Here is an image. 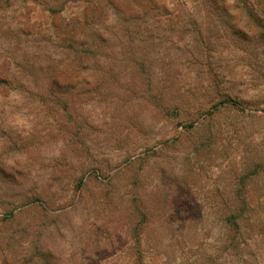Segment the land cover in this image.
Listing matches in <instances>:
<instances>
[{
	"label": "rangeland",
	"instance_id": "1",
	"mask_svg": "<svg viewBox=\"0 0 264 264\" xmlns=\"http://www.w3.org/2000/svg\"><path fill=\"white\" fill-rule=\"evenodd\" d=\"M82 10L0 0V64L18 78L0 93V264L32 242L52 264H264V27L237 40L192 14L204 49L161 10L131 39L109 18L105 41L89 28L97 55L77 78L66 46L84 35L54 22ZM223 94L242 107H213ZM243 190L256 209L232 240L223 207Z\"/></svg>",
	"mask_w": 264,
	"mask_h": 264
},
{
	"label": "trees",
	"instance_id": "2",
	"mask_svg": "<svg viewBox=\"0 0 264 264\" xmlns=\"http://www.w3.org/2000/svg\"><path fill=\"white\" fill-rule=\"evenodd\" d=\"M83 3V10L79 16L72 17H60L56 20L55 28L58 34L70 39L75 38L77 35H84V39L80 44L74 45L69 42L66 46L67 56L65 61L67 65L64 72L71 71V77H79L86 71L90 70L89 60L94 59L97 55L93 49L94 43L90 39L91 27H94L96 32V38L99 42L105 41L107 34L111 32L113 26H109L107 21L109 18L116 19L117 17H123V31L127 39L132 38V33L128 27L131 24L146 23L147 20L159 15V11L166 13L168 21L172 25V28L176 30L179 37L184 40L187 35L196 33L199 40L198 44H203L205 41L201 40L202 35L199 30L195 28L198 25V19L192 14L200 15L199 13H205L216 19L219 25H227L229 28V36L237 40H245L248 33L255 34L257 27H264V0H79ZM192 9H194L192 11ZM50 11L53 16L57 15V8L50 7ZM193 16V15H192ZM145 19V22L143 21ZM120 20V19H117ZM115 20V21H117ZM57 22V23H56ZM119 22V21H118ZM126 23H128L126 25ZM106 24V25H105ZM108 25V26H107ZM140 25V24H139ZM194 26V27H193ZM139 29V28H138ZM255 30V31H254ZM257 34V33H256ZM152 38V36L150 35ZM205 49V46H203ZM203 49V48H202ZM203 50L198 52L197 55L190 52V63L202 65V59L204 57ZM69 64V65H68ZM58 70V77L56 79L57 86L63 85L60 79L61 75L65 73ZM68 74V72L66 73ZM66 76V75H65ZM64 76L63 80L66 79ZM213 76V74H212ZM18 78L10 72L8 63L3 62L0 64V93H11L16 89ZM103 82L97 80L94 82L93 87L99 88ZM65 85V84H64ZM88 85V84H87ZM222 95V94H221ZM218 105H231L233 107H242L241 103L236 99L226 94H223L222 98L213 106ZM194 124H190L184 128L190 129ZM83 180H80V184ZM237 198H241L240 203H230L223 207L224 212L229 214L227 220L228 224L235 229V235L232 240H236L237 236H244L243 225L237 220L244 217L245 213L250 209H256L247 201L246 191L243 190L238 194L235 193ZM37 201V200H36ZM39 206V205H36ZM7 215L3 218L5 221L10 219L13 215ZM14 217V216H13ZM241 221V220H239ZM9 238V237H8ZM247 237L243 239V244L248 242ZM13 241V237L10 236L9 243ZM24 243L21 242L20 246ZM26 252L21 254H15L13 257L2 255L3 264H52V254L45 248L36 245L34 242L30 244V247H25Z\"/></svg>",
	"mask_w": 264,
	"mask_h": 264
}]
</instances>
